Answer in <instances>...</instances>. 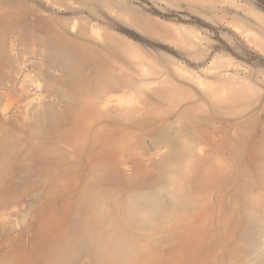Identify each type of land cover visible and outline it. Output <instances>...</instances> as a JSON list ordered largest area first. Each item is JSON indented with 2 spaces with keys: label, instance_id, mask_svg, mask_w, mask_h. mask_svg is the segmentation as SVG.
Here are the masks:
<instances>
[{
  "label": "rangeland",
  "instance_id": "obj_1",
  "mask_svg": "<svg viewBox=\"0 0 264 264\" xmlns=\"http://www.w3.org/2000/svg\"><path fill=\"white\" fill-rule=\"evenodd\" d=\"M0 264H264V0H0Z\"/></svg>",
  "mask_w": 264,
  "mask_h": 264
}]
</instances>
